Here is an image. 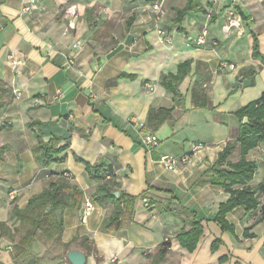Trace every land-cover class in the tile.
Listing matches in <instances>:
<instances>
[{
  "label": "crops",
  "instance_id": "obj_1",
  "mask_svg": "<svg viewBox=\"0 0 264 264\" xmlns=\"http://www.w3.org/2000/svg\"><path fill=\"white\" fill-rule=\"evenodd\" d=\"M153 1L161 3L158 20L147 9ZM25 2L0 0V222L10 227L0 238V264H13L22 234L12 207L24 209L62 172L82 197L63 210L59 240L38 237L25 248L33 264H71L69 250L83 253L84 264H264L258 210L233 208L226 219L234 232L222 230L214 216L228 194L208 173L238 136L234 112L264 91V62L253 55L255 39L264 55V0H34L28 13ZM68 5L76 8L74 28ZM238 17V26L223 30ZM184 63L173 95L161 77L177 76ZM37 133L59 139L63 161L35 159ZM142 134L158 144L147 151ZM164 154L189 161L168 170ZM239 155L237 145L230 160ZM246 159L256 164L254 186L264 179V142ZM99 161L111 167L115 198H135L131 215L124 208L119 226L106 230L114 203L94 199L98 182L84 165ZM86 199L93 207L83 217ZM192 217L202 233L188 251L178 234Z\"/></svg>",
  "mask_w": 264,
  "mask_h": 264
},
{
  "label": "trees",
  "instance_id": "obj_2",
  "mask_svg": "<svg viewBox=\"0 0 264 264\" xmlns=\"http://www.w3.org/2000/svg\"><path fill=\"white\" fill-rule=\"evenodd\" d=\"M181 12L183 13L184 10L179 11V14H182ZM132 19L133 17L129 19V22ZM253 55L264 62V55L259 53L256 39L253 43ZM187 65L188 63H184L180 66L177 76L163 75L161 77V83L173 95L177 94L176 83L181 75L186 72ZM247 71L249 73V84H251L256 71L252 67L247 68ZM234 115L240 121L238 136L235 140L226 143L219 153L216 163L208 171L211 177L209 182L220 186L228 194L226 201L219 204L214 221L222 230L231 233L234 232V228L226 219V214L238 206L243 207L246 211L257 209L256 221L264 223V179L254 186L249 184L253 178L256 164L246 159V154L251 149L264 142V91L257 99L237 109ZM243 117L248 118V123L242 124ZM35 140L33 153L35 159L42 166L64 160L65 156L60 154L66 147L57 146L59 139L51 138L45 142L41 134L37 133ZM237 145L239 146L240 155L237 161L232 162L230 156ZM84 165L88 177L98 182L97 189L93 194L94 199L99 203L107 200L114 203L111 215L105 218L101 227L105 230L118 227L120 215L123 213L124 208L131 215L135 198L124 194L115 198L112 195L116 190L117 183L112 179V170L109 165L102 161L93 164L85 163ZM48 174L46 171L45 176L48 177ZM64 174L66 173H60L61 176L58 175L60 177L51 180L41 192L33 195L24 209H19L15 205L12 207L11 217L19 222L15 230L22 233L14 245L17 254H15L13 264H33L31 259H25L26 256L23 255L25 248L29 246L33 239L51 236L54 240H59L63 229V210L66 207L77 205L82 197L81 190L69 183L67 176L63 177ZM186 212L192 213L188 210ZM190 226V229L181 230L178 234L180 244L188 251H192L196 247L202 233V227L196 217H192ZM9 232L10 227L5 222H0V238L10 237ZM244 235L254 236V234L246 232ZM215 246L216 243H213L212 248L214 249ZM160 247L162 252L166 251L168 242L162 243Z\"/></svg>",
  "mask_w": 264,
  "mask_h": 264
},
{
  "label": "built area",
  "instance_id": "obj_3",
  "mask_svg": "<svg viewBox=\"0 0 264 264\" xmlns=\"http://www.w3.org/2000/svg\"><path fill=\"white\" fill-rule=\"evenodd\" d=\"M34 6V0H26L25 5L23 6L22 10L23 12H31ZM147 9L149 12H151L154 15V19L158 20L162 16V9H161V3L158 1H153L147 5ZM65 13L69 17L67 21V26L69 28H74V21L77 17L76 8L74 5H68L65 8ZM239 17L236 19H229L228 24L226 26H223V30L228 31L232 26H238L239 25ZM204 35L205 33H202V36L198 38L197 42L202 43L204 42ZM231 67V66H230ZM140 144L142 147H144L147 151L151 150L153 147H155L158 144V139L153 134H142L139 137ZM202 148L201 144L195 145L192 150L196 151ZM160 163L168 170H173L176 168L177 164L180 162H187L189 161L188 155L184 154L182 156H174V155H161L159 158ZM92 201L89 199L85 200L84 203V209H83V217L88 215L92 210Z\"/></svg>",
  "mask_w": 264,
  "mask_h": 264
},
{
  "label": "water",
  "instance_id": "obj_4",
  "mask_svg": "<svg viewBox=\"0 0 264 264\" xmlns=\"http://www.w3.org/2000/svg\"><path fill=\"white\" fill-rule=\"evenodd\" d=\"M248 123V118L247 117H243L242 119V124H246ZM112 195L114 197H116L118 195L117 191H114L112 193ZM67 259L71 264H84L85 262V255L79 251L76 250H69L67 252Z\"/></svg>",
  "mask_w": 264,
  "mask_h": 264
}]
</instances>
